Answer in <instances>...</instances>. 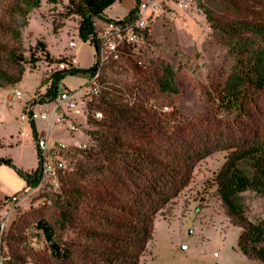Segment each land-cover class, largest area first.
<instances>
[{
    "label": "trees",
    "instance_id": "16d2710c",
    "mask_svg": "<svg viewBox=\"0 0 264 264\" xmlns=\"http://www.w3.org/2000/svg\"><path fill=\"white\" fill-rule=\"evenodd\" d=\"M43 1L7 0L5 4L0 33L9 40L0 41V92L17 87L26 66L35 68L41 61L67 63V57L53 59L42 41H37L30 51L22 46L28 16ZM45 1L57 4L60 0ZM117 1L68 0L65 15L78 18V36L95 47L96 62L88 69L55 71L40 82L36 92L42 88L45 92L30 104L56 102L59 86L66 77L87 75L91 94L88 113L102 114L99 121L90 114L87 118L88 124L97 127L88 135L98 150H67L63 157L86 154L96 162V170L105 177L104 181L99 186L66 184L61 189L53 201V220L39 219L35 223V237L46 244L44 251L13 250L12 243L26 237L0 234L1 264H139L151 240L153 214L188 186L195 161L209 153L208 148L187 138L199 125L183 122L174 106L172 98L180 93V86L173 65L153 57L140 60L128 45L120 48L117 60L102 61L99 57L96 21L131 22L139 15L140 0H135L125 18H108L105 12ZM194 1L206 18L214 41L227 51L224 69L203 87L207 116L245 118L250 115L252 104L257 100L264 102V9H257L254 0ZM143 34L146 38L147 33ZM24 110L32 118L33 110ZM29 125L36 142L39 137L35 121L30 119ZM150 139L173 143L167 158H159L141 147L143 141ZM35 151L37 166L31 171L17 169L11 160L0 159V166L15 169L25 182V190L36 189L43 177L40 152L37 147ZM60 181L63 184L62 178ZM211 187L231 225L240 229L238 249L248 260L264 264V222L247 219L244 198L247 192L264 198V136L232 147L214 174ZM66 228L74 231V237L63 235Z\"/></svg>",
    "mask_w": 264,
    "mask_h": 264
},
{
    "label": "rangeland",
    "instance_id": "374dc122",
    "mask_svg": "<svg viewBox=\"0 0 264 264\" xmlns=\"http://www.w3.org/2000/svg\"><path fill=\"white\" fill-rule=\"evenodd\" d=\"M6 2L0 0V17L4 16ZM67 2L60 0L51 4L44 0L39 9L33 10L28 16V26L23 30L22 46L30 51L37 41H42L56 61L73 56L78 68H91L96 62L95 47L79 38L78 18L65 15ZM253 2L257 9H264V0ZM133 5L134 0H119L105 14L111 19H123ZM148 23L150 33L146 38L143 36L131 52L143 61L153 57L174 66L180 86V93L172 98L174 106L183 122L199 125L187 134V138L208 148L209 153L195 161L188 186L153 214L151 240L139 264H260L248 260L238 249L240 229L231 225L215 188L211 187V180L232 147L264 136V102L257 100L252 104L250 115L245 118L207 116L203 87L224 69L227 51L214 41L212 30L194 0L192 6L186 9L174 3L163 4L151 14ZM103 25V22L96 21L97 30ZM8 40L0 33V41ZM72 41L76 43L75 48L70 47ZM58 69L57 64L44 61L37 63L35 68L26 66L20 84L0 92V159L11 160L17 169L31 171L37 165L36 142L29 119L22 120L21 115H27L24 108L30 109L31 101L45 92V88L36 92L40 82ZM125 76L128 75L121 76L120 80ZM64 89L74 93L79 101L84 99L86 102L84 108L79 102L83 114L72 119L78 130L70 133L67 130L69 121L65 125L50 127L49 121L37 117L38 137L64 144L69 151L84 144L85 147L78 149L96 152V143L88 133L97 131V127L93 123L88 124L87 118L89 114L96 121L102 117H96L94 111L88 113L87 104L91 98L89 78L87 75L68 76L60 84L59 92ZM15 91L21 92L20 97L9 100V93ZM32 107L37 115L52 114L54 110L52 104H34ZM141 147L159 158H167L173 143L150 139L143 141ZM64 160L66 168L63 171L55 177H46L36 189L28 190H25V182L13 167L0 166V205L7 197H20L16 206L2 207L0 211V224L6 222L4 233L26 237L23 241L12 243L13 250H45L43 240L35 237V223L39 219L53 220L56 213L53 201L66 184L91 187L103 183L105 177L96 170V162L88 159L86 154L75 153ZM244 198L247 219L252 223L264 222V198L251 192L245 193ZM73 232L71 228H66L63 235L74 237ZM6 249L7 243L4 242L2 251Z\"/></svg>",
    "mask_w": 264,
    "mask_h": 264
},
{
    "label": "built area",
    "instance_id": "2783aa9c",
    "mask_svg": "<svg viewBox=\"0 0 264 264\" xmlns=\"http://www.w3.org/2000/svg\"><path fill=\"white\" fill-rule=\"evenodd\" d=\"M170 3H174L181 9H186L192 6L193 0H140L139 15L134 21L129 22L120 20L117 22L103 23V28H100L98 30L96 29L98 36V51L101 60L104 61L106 58L117 60L120 55L119 50L124 45L135 48L137 43H139V41H141V38L144 36L143 33H147V35L150 33V25L148 22L151 14L158 11L163 4L168 5ZM146 14L148 15L145 16ZM70 47L75 48L76 43L72 41L70 43ZM76 67L77 61L75 57L69 56L67 57V63L62 62L58 65V70L72 69ZM95 79L96 75L91 79V81L94 82ZM9 95V100H12L15 97H20L21 92L15 91L14 93H9ZM79 102L81 103L82 108L86 106V102L84 99L79 101L75 97L74 93L63 90L62 92H60L58 100L52 103L54 107L52 114L45 113L37 115L33 112L32 118H30L28 115L23 114L21 115V119L25 120L28 117L29 120H35L37 117H39L43 120L49 121L50 127L58 124L65 125V123L69 121L67 130L70 133H73L76 132L78 128L72 122V119L76 117V115L83 114V109H80ZM30 109L32 108L30 107ZM55 117L57 118L56 121ZM96 117L101 118L102 114L96 113ZM36 147L40 152V157L42 160V180L46 177H55L58 172L63 171L66 168L63 154L69 149L64 144H61L57 141H52L49 138H38V140L36 141ZM81 147H85V145L79 144L73 149H78ZM19 200V195H13L5 198V200L0 205V211L2 207L7 206L12 208L16 206ZM5 225L6 222H2L0 224L1 235L4 233Z\"/></svg>",
    "mask_w": 264,
    "mask_h": 264
},
{
    "label": "crops",
    "instance_id": "0c3cea01",
    "mask_svg": "<svg viewBox=\"0 0 264 264\" xmlns=\"http://www.w3.org/2000/svg\"><path fill=\"white\" fill-rule=\"evenodd\" d=\"M119 1V0H118ZM134 4H135V0H134ZM133 7H134V5H133ZM109 18V17H108ZM31 108H32V110H33V112H34V109H33V107H32V105H31ZM35 121V120H34ZM36 160H37V158H36ZM37 166V165H36ZM36 168V167H35Z\"/></svg>",
    "mask_w": 264,
    "mask_h": 264
}]
</instances>
